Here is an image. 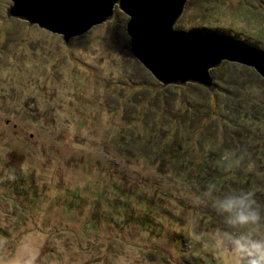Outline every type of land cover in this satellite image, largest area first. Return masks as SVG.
<instances>
[{
  "label": "rangeland",
  "instance_id": "obj_1",
  "mask_svg": "<svg viewBox=\"0 0 264 264\" xmlns=\"http://www.w3.org/2000/svg\"><path fill=\"white\" fill-rule=\"evenodd\" d=\"M11 5L0 0V264H218L196 238L224 228L207 186L255 190L264 210V77L225 60L213 92L163 85L118 7L66 43ZM176 28L264 51V0H188Z\"/></svg>",
  "mask_w": 264,
  "mask_h": 264
},
{
  "label": "water",
  "instance_id": "obj_2",
  "mask_svg": "<svg viewBox=\"0 0 264 264\" xmlns=\"http://www.w3.org/2000/svg\"><path fill=\"white\" fill-rule=\"evenodd\" d=\"M8 16L63 36L69 43L109 22L118 7L125 13L131 51L163 85L192 82L213 92L211 74L223 61L254 67L264 77V51L230 36L176 23L188 0H11Z\"/></svg>",
  "mask_w": 264,
  "mask_h": 264
},
{
  "label": "clouds",
  "instance_id": "obj_3",
  "mask_svg": "<svg viewBox=\"0 0 264 264\" xmlns=\"http://www.w3.org/2000/svg\"><path fill=\"white\" fill-rule=\"evenodd\" d=\"M227 169L233 167L228 154ZM217 186L210 183L203 196L211 200V206L221 217L224 228L214 229L197 236L203 247L218 264H264V210L256 200L255 190H233L215 196ZM196 205L203 203L197 197Z\"/></svg>",
  "mask_w": 264,
  "mask_h": 264
},
{
  "label": "trees",
  "instance_id": "obj_4",
  "mask_svg": "<svg viewBox=\"0 0 264 264\" xmlns=\"http://www.w3.org/2000/svg\"><path fill=\"white\" fill-rule=\"evenodd\" d=\"M222 35H225V34H222ZM230 37H231V36H230ZM232 38H234V37H232ZM165 152L169 155L170 151H169V148H168V147L165 149ZM180 158H181L180 156H179V157H175V159H176L177 161H181Z\"/></svg>",
  "mask_w": 264,
  "mask_h": 264
}]
</instances>
